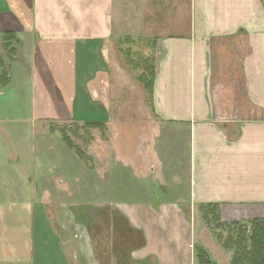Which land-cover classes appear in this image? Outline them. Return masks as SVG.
<instances>
[{
  "label": "crops",
  "instance_id": "obj_1",
  "mask_svg": "<svg viewBox=\"0 0 264 264\" xmlns=\"http://www.w3.org/2000/svg\"><path fill=\"white\" fill-rule=\"evenodd\" d=\"M123 42L146 46L153 73L150 105L134 104L138 115L128 122L137 143L112 145L116 182L96 199L120 214H110V244L95 240L102 250L92 255L76 235L66 243L46 217L38 264H92L91 256L93 264H197L194 248L205 243L199 208L217 206L225 222L264 219V0H0V70L7 65L8 78L28 82L24 121L31 126L101 123L92 101L97 78L108 71L110 87L131 86L116 60ZM5 47L13 51L7 62ZM132 70L135 80L146 74ZM12 87L0 85V97ZM105 156H95L104 170ZM59 189L64 184L52 186L49 202L57 207L67 197L62 203ZM119 235H128L123 247ZM9 238L5 230L0 264H31ZM113 242L116 256L107 249Z\"/></svg>",
  "mask_w": 264,
  "mask_h": 264
},
{
  "label": "rangeland",
  "instance_id": "obj_2",
  "mask_svg": "<svg viewBox=\"0 0 264 264\" xmlns=\"http://www.w3.org/2000/svg\"><path fill=\"white\" fill-rule=\"evenodd\" d=\"M145 47V45L123 42L118 48L120 50L116 60L123 74V83L126 86L130 83L131 86L123 88L115 84L110 87L106 84L110 79L107 76L108 71L102 72L97 78L100 82L96 86L97 94L91 93L92 101L103 118L97 125L87 122L88 125L62 122L54 126L47 123L31 126L28 121H24L25 116H28L29 101L24 94L28 82L21 74L8 78L7 65L2 64L0 85L7 86L8 81H11L14 87L0 97V145L5 146L7 151L6 163H3L2 159L0 161L1 248V243L6 241V230L10 237L7 239L9 244L12 245L11 240L14 242V250L19 255L24 252V257H28L26 260L31 261V264L32 262L38 264L37 252L34 251L39 241L38 230H41V222H47L46 217L51 219L53 223H50L51 226L58 228L64 235L66 243L68 236L71 235L73 238L76 235L74 240L78 242L81 239L85 245L88 244L87 251L91 250L92 255L95 250L97 252L98 249L102 250L100 246L96 249L95 240L104 238V248L106 244H110L105 239V235L110 236L108 222L111 215L120 217V214L109 211L108 208L111 206L97 205L96 199L98 200L102 192H111V186L115 185L116 177L111 165L113 166V161H117L116 149H131L133 143H137L133 142L137 128L134 127V123L133 125L128 123L134 122L135 114L138 115L134 104H138L136 107H139L140 102L141 104L144 102L146 106L150 105L148 93H143L141 90L143 84L135 80L138 71L132 70L144 67L146 75H149L146 67L149 68L150 64L152 66V59L144 58ZM10 50L9 47H5L3 51L6 62L9 54L13 52ZM135 81L137 88L132 86ZM49 99L51 100L52 97L49 96ZM125 117L128 119L126 120ZM139 130H142V126ZM126 134L131 135V140L124 137ZM142 134L141 131L140 135ZM139 144L141 147L142 141H139ZM112 145L115 151L111 149ZM96 155H106L103 160L105 170L95 165L100 161L95 157ZM30 183L35 188L32 198L24 193L27 192L29 195L32 192L33 189H28ZM63 184L65 189L58 190L62 194L59 199L62 203L66 200V203H63L64 206H53L49 202L53 196L55 197L57 190H52V186L63 187ZM195 219L198 222V230L204 232L205 243L201 244V247L205 249L209 261L215 260L218 264H264L262 263L264 262V226L258 231L257 228L255 229L254 221L247 223L221 221L218 209L212 206L199 208ZM113 231L115 232L116 229ZM260 232L262 233L259 234ZM114 238L117 239V243L119 241L123 243L121 245L123 247L128 235L126 237L119 235L117 238L114 236ZM111 244H113L111 249L109 247L107 249L112 250L113 252H110L116 256L114 253L119 245L114 242ZM194 252L196 254L195 248ZM123 256L125 254H121L120 258ZM13 257L18 255L13 254ZM90 259V263L93 264V257L91 256ZM3 263L24 264L25 260Z\"/></svg>",
  "mask_w": 264,
  "mask_h": 264
},
{
  "label": "trees",
  "instance_id": "obj_3",
  "mask_svg": "<svg viewBox=\"0 0 264 264\" xmlns=\"http://www.w3.org/2000/svg\"><path fill=\"white\" fill-rule=\"evenodd\" d=\"M146 69L149 70V75H146L144 73L143 74H140L139 76H137V80L141 84H143V86L146 89V91L148 92V94H150L151 93V85H152L151 84V81H152V73H153V68H152L151 64H150V67L149 68L146 67ZM76 150H77V148H76ZM212 207L217 210V206H212ZM253 221L255 222V229L257 228V230L260 231L261 230V226H264V219H255ZM253 221H251V222H253ZM248 232H250V229H248ZM261 233L262 232H260L259 234H261ZM261 243H262V241H261ZM195 250H196L197 264H213L211 261H209L208 256H206L207 255L206 252L200 246H197L195 248ZM256 263H258V262H256ZM262 263H264V262H262ZM259 264H261V263H259Z\"/></svg>",
  "mask_w": 264,
  "mask_h": 264
}]
</instances>
